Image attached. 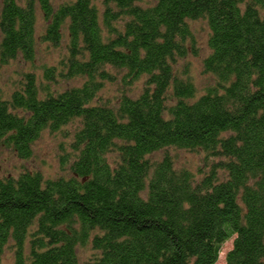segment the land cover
<instances>
[{
	"label": "trees",
	"instance_id": "16d2710c",
	"mask_svg": "<svg viewBox=\"0 0 264 264\" xmlns=\"http://www.w3.org/2000/svg\"><path fill=\"white\" fill-rule=\"evenodd\" d=\"M1 2V65H35L39 12L41 41L68 43L0 97V148L27 160L46 131L72 141L69 176L0 177V264L9 247L15 264H81L79 247L89 264H264V0ZM198 20L215 79L202 94L180 64L199 53ZM170 148L204 164L178 166Z\"/></svg>",
	"mask_w": 264,
	"mask_h": 264
},
{
	"label": "rangeland",
	"instance_id": "374dc122",
	"mask_svg": "<svg viewBox=\"0 0 264 264\" xmlns=\"http://www.w3.org/2000/svg\"><path fill=\"white\" fill-rule=\"evenodd\" d=\"M68 0H53L55 6ZM102 0H95V2L103 9ZM154 0H146V2H153ZM2 9V2L0 0V12ZM46 22L42 14L38 13L37 23V58L35 65H31L19 58L11 63V65L4 66L0 64V97H7L16 88L20 87L24 74L32 70L33 66L37 68V74L41 75L42 67L44 65L57 64L62 56L67 52V39L64 38L61 47H54L46 42L41 41V35L44 33ZM194 37L198 46L199 53L197 55L189 54L185 60L180 61L181 66L184 64L190 65V73L193 77L199 93L202 94L206 88L215 83V79L212 74L205 72L203 61L209 54L210 48L208 45V39L210 36V30L204 20H198L191 23ZM1 39V38H0ZM179 64V66H180ZM84 78L78 77L70 80L63 81L60 84L61 89H66L73 86L81 85ZM144 78L138 81L133 87L129 88L127 92L132 96H137L144 86ZM121 87L120 80L109 85L108 89L102 93V96L112 98L111 102L116 103L117 90ZM114 97V98H113ZM72 131V128L69 127ZM72 139L68 137V134L64 131L51 133L46 131L41 138L35 143L34 155L30 159H21L15 156L9 149L0 148V177L5 174L13 173L18 175L23 170L36 169L40 170L47 178H57L60 176H69V168L64 167L62 163V157L65 151H70V143ZM65 150V151H64ZM169 153L175 159L178 166L188 167L195 172L202 164H204V153L197 151H190L185 149L170 148ZM164 154V153H163ZM162 152L153 155V158H160ZM231 242L228 241L225 244L223 255L230 249ZM79 255L81 264H89L88 261L96 254L91 248L79 247ZM4 264H15L14 251L11 247L7 248L3 257ZM218 264H222L220 261Z\"/></svg>",
	"mask_w": 264,
	"mask_h": 264
}]
</instances>
